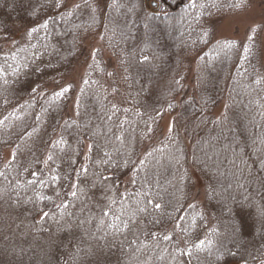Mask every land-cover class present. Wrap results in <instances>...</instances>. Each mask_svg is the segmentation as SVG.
I'll list each match as a JSON object with an SVG mask.
<instances>
[{"label": "trees", "instance_id": "16d2710c", "mask_svg": "<svg viewBox=\"0 0 264 264\" xmlns=\"http://www.w3.org/2000/svg\"><path fill=\"white\" fill-rule=\"evenodd\" d=\"M70 1L0 0V183L23 199L38 193L39 185L63 183L62 195L70 202L58 211L59 220L85 213L94 234L113 226L110 245H121L134 257L156 249L147 240L152 243L161 231L166 233V222L174 219L175 225L188 215L192 219L186 221L189 231L183 245L191 246L190 256L196 259L210 245L214 249L205 254L211 260L197 258L192 264H213L215 257V264H261L264 68L259 35L250 33L251 43L221 42L214 50L204 46L210 23L229 12L227 4L230 8L239 3L244 10L251 0H168L164 11L150 9L148 0H83L85 4L73 8ZM45 22L47 27H42ZM33 28L38 30L28 34ZM196 32L206 41L198 42ZM93 36L111 58L103 51L90 57L85 45ZM186 59L187 69L196 60L194 93L189 92L190 71L180 70ZM208 59L213 66L205 73ZM84 60L90 63L77 87L70 79ZM62 88L70 91L56 96ZM216 96L230 101L236 96L233 106L239 105L238 112L246 117L237 114L223 126L214 121ZM142 101H149L145 109L131 108ZM71 105L74 116L68 114ZM168 112L177 114L180 123L199 122L191 131L173 124L164 136L161 121ZM233 128L238 133H232ZM113 137L121 140L120 149L103 150ZM87 145L93 148L88 159ZM5 148L14 149L13 168L20 170L4 165ZM121 153L129 157L128 163L113 160ZM192 168L212 185L211 200L198 222V211L190 206L195 195ZM14 175L20 180L12 186ZM77 175L84 193L78 197L71 192ZM49 202L47 198L46 207ZM242 207L261 210L262 222L257 218L256 224L245 227L246 221L241 223L236 215ZM237 243L242 252H237ZM58 248L56 244L53 249L57 254ZM229 252L238 256L231 259ZM69 254L56 260L78 256ZM112 261L106 264L119 260Z\"/></svg>", "mask_w": 264, "mask_h": 264}, {"label": "rangeland", "instance_id": "374dc122", "mask_svg": "<svg viewBox=\"0 0 264 264\" xmlns=\"http://www.w3.org/2000/svg\"><path fill=\"white\" fill-rule=\"evenodd\" d=\"M83 2V0H71L69 5L72 6L71 8H73L77 7V5H80ZM88 3L93 2L89 1ZM249 3L250 4H248V6L244 10L239 3L233 4L230 8V5L227 4L226 6L229 12L225 13L226 15H223L221 19H213V21L210 23L209 28H211V30L206 34V36H208V42L204 46L208 47V49L212 48V50H214L216 45L221 42H223L224 44L231 42L246 44L248 40L250 41V33L256 31L255 33H258L259 35L257 40L260 45L258 54L260 62H262L261 64L263 65L262 68H264V0H251ZM100 4L103 3L101 2ZM148 6L150 7V9L157 10V8H155L154 4L152 3V0H148ZM94 7L97 6L94 5ZM196 36H198V42L206 41L205 36H203L202 34H200L199 36V32H196ZM251 42L252 39L250 43ZM252 44H255V42ZM85 47L87 48V53H91L90 57H93L96 51L104 50L100 38L94 36L86 41ZM242 48H246V45L242 46ZM214 52H217V50H215ZM105 57L108 59L111 58L106 52ZM188 61L189 59H186L180 70L187 69L186 67ZM89 63V61L84 60L76 67V70L70 80L73 81L77 87L80 86L83 75L85 74V72H87L86 70L88 69L87 66ZM189 64L192 67V69L186 70L187 73L190 71L189 77L191 75L190 78H192L190 80V78L188 77V86L190 88L189 92L194 93V90L197 88L196 81H194L196 76L195 69H193L196 66V60L193 59V61ZM203 64L206 67L205 73L210 72V69L213 66L212 60L208 59ZM195 97H200V95L198 94L197 96L196 93ZM180 98L181 97L178 98L179 104L181 103ZM214 100H216V102L214 107H212V118L214 119V121L219 122L220 125H225L227 123L226 120L229 123L230 121H232V119H235L237 114L240 115L239 117L241 118L246 117L245 112H238L240 107L239 105L233 106L237 101L236 96L232 97L231 101L228 97H224L223 99H221L219 96H216ZM147 102L149 101H142L139 106L137 104H133L130 106L133 110H141L146 108L145 103ZM71 112L74 116L75 111L74 106L72 105L68 110V114ZM177 119V114L174 115L170 112L165 114L161 121V131H163L164 136H167L173 130V124L178 127L180 124L181 128H183L184 130L191 131L195 130V124L199 122L191 120L189 121V123H187V121H182L180 123ZM238 131V128H233L232 133H238ZM231 135L235 134H229L228 136L230 137ZM117 137H113V140H111L113 141V143L109 145L108 143H110L111 141L107 142L104 146V149H102L106 150V146H108L110 151L119 150L122 142L121 140L117 139ZM103 141L106 142L105 139H103ZM91 151L93 152V148L87 145L85 150L86 159H88L87 154H89V152L91 153ZM242 151L244 152V149H242ZM242 156H245V153ZM2 157L5 166L8 165L11 169H15V171L22 168L19 166L13 168V164L15 161L13 148L3 149ZM112 158L116 162V164L118 162L128 163L129 160V157L123 153L117 155L116 158ZM206 164L208 163L206 162ZM204 166L202 168H204ZM43 168L44 170H47L46 167ZM216 170L218 169L216 168L214 172ZM97 171L98 170H96V172ZM191 171L193 172V176L190 177V185L194 183V186L193 188L191 187V190L194 189L193 191L195 193L193 197L194 202H191V206H193V209H196L198 211V214L195 215L197 220L196 222H198L200 221L199 214L202 213V208H205L211 200L210 192L212 189V185L208 177L203 178L195 168H192ZM77 177L78 178H75V180H72L74 181V183L71 188V192L72 194L77 193L76 196L78 197L79 194L84 193L82 192V189L79 188V182H81V178H79L78 175ZM10 180H12L11 185L13 186L16 180H20V178L17 177V175H14ZM71 182L69 181L68 183ZM56 183L57 182H49L50 186L45 184L39 185V187L36 189L40 190L41 192L39 191L40 193H30V195L32 196L27 199H23L19 193L13 192V190H8L9 186H6L2 182L0 183V264H53L54 262L56 264H96L95 257L89 255V251H95L101 246L103 247L104 256L107 258L106 260H119L117 262L118 264H124V262L125 264H132L129 263L131 260H138L137 263L133 264H192L194 262H192V260H196L197 258L204 261L211 260V255H208L209 258H205V254L207 252L209 253L210 249L214 250L212 248V245L202 249L201 252H199L201 253L200 256H196V259H194L195 257L192 258V256L186 254L187 252L191 251V246L188 247L187 245H183V239L185 238V236H187L186 232L189 231L186 221L187 223H189L190 218L192 219L191 216L190 218H187L188 215H184L185 217H183L182 219L180 218L177 222H175V225H171L174 219L172 220V222L170 221L171 224L169 222H166V233L161 231L160 234L156 235L155 240H151L152 243H150V240H147V243L154 244L156 246V249L151 253L145 251L144 253L139 254L136 257L133 256V253L131 254L127 251H124L122 247L119 248L121 245L117 244L116 247L110 245L113 238V226L112 229L111 226H109L108 228L102 229V231L100 230V232L98 231L94 234L91 227V221L85 213H83L82 215L74 214L73 217L71 216L72 218L69 217L64 221L59 220V218L57 217L58 211L60 209L63 210L62 207L66 206V203L70 202V200L66 195H62L60 187H62L63 183L58 184L57 186L55 185ZM47 198L50 199V202H53H49V207H46ZM34 200L36 201L34 202ZM221 200H223V198ZM223 204H225V201ZM216 210H218V207H216V209L212 211L216 212ZM177 212H179V210ZM45 213L48 214L46 217L44 215ZM262 214L263 213L261 212V210L259 211V209L257 208L253 209V207H242L236 210L238 220L241 223L246 221L245 227L256 224L257 218L262 222ZM233 222L235 221L233 220L231 224H233ZM192 224H194V221L192 222ZM222 224L225 228L228 226V224L226 225V223L224 222ZM161 225L163 224H161L160 222V225L158 226ZM209 226L210 223L205 225V228L207 229ZM61 228H63V230H61ZM146 228L147 225L143 229V232L147 230ZM234 228L235 227L232 225L233 231ZM136 234L138 235V233ZM166 236L172 238L165 239ZM100 238H103L104 241H101ZM114 241L117 242V240ZM138 241L139 240H137V242ZM194 243L196 244L197 242ZM56 244L60 246V249L58 248L59 254H57V252L53 250ZM90 245L91 249L89 248L88 252L85 251L84 248L90 247ZM238 246L241 247V245L237 243V252H239V250L240 252H242V249H240ZM62 249H65L66 251H61ZM66 252L70 253L69 256L71 257H74L75 255L78 256L73 258V260H56L61 257V255L63 256V254ZM192 252L194 253L193 250ZM218 255L221 254L219 253ZM50 256L51 259L49 260ZM236 256H238V254ZM229 257H231V259L235 258L234 255H229ZM216 261H218V259L215 257L213 264H215ZM205 264L210 263L205 262ZM261 264H264V260L263 262H261Z\"/></svg>", "mask_w": 264, "mask_h": 264}, {"label": "snow or ice", "instance_id": "6c2138e0", "mask_svg": "<svg viewBox=\"0 0 264 264\" xmlns=\"http://www.w3.org/2000/svg\"><path fill=\"white\" fill-rule=\"evenodd\" d=\"M152 3L154 4L155 8L157 9H160L161 11H164L165 10V5H168V0H152ZM170 6V5H168ZM77 7H79V5H77ZM42 27H47V23L45 22V24L42 25ZM38 29L36 28H33L30 30V32L28 34H31V32H34V31H37ZM31 91L33 93H35L37 91V89L35 88H32ZM70 91V88H62L60 92L58 93H55L56 96H62L65 92H68ZM92 147V146H90ZM49 159H51V157H49ZM84 171L86 172L87 169H84ZM53 179H57V177H53ZM107 179V177L105 178ZM73 195H75V193H73ZM149 203H151V201H149ZM191 206V205H190ZM155 209H160L161 208V205L159 203H156L154 205ZM146 210V209H144ZM45 217L48 215L47 213L44 214ZM105 215H107V213H105ZM172 237H169V236H166L165 239H171ZM187 255H191V252H187L186 253ZM230 255H236V253H232V252H229ZM89 255L95 257L96 259V264H106V257L104 256V252H103V247L101 246L99 249L93 251V250H90L89 251Z\"/></svg>", "mask_w": 264, "mask_h": 264}]
</instances>
